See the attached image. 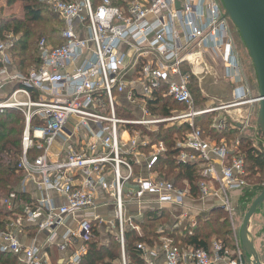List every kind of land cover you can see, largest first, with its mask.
I'll use <instances>...</instances> for the list:
<instances>
[{"label":"built area","instance_id":"obj_1","mask_svg":"<svg viewBox=\"0 0 264 264\" xmlns=\"http://www.w3.org/2000/svg\"><path fill=\"white\" fill-rule=\"evenodd\" d=\"M39 1L62 21V42L52 46L41 38L39 64L25 73L11 72L8 50L18 37L13 32L4 35L0 93L7 85L11 88L0 95V113L7 109L23 113L15 170L23 175L21 186L28 181L43 196L30 200L23 209L18 208L21 200L15 191L1 200L12 214L0 226V252L15 255L22 264H47L41 249L23 244L19 234L28 226L53 231L66 216L80 213L77 228L67 229L57 248L67 250L75 238L85 242L104 218L96 211V192L101 188L114 199L112 223L122 264H126L125 229L138 228L133 220L143 215L131 204L147 205L150 211H159L164 204L184 208L189 196L188 190L152 172L151 165L164 154L166 145L151 142L150 133L161 125L179 123L193 129L199 115L258 99L248 98L249 86L239 78L232 104L196 107L189 87L192 77L197 79L204 72L206 55H221L223 45L232 42L230 20L221 0H123L120 5L100 0L96 6L91 0ZM185 62L192 69H183ZM156 95L172 99L185 110H172L168 116L155 113ZM212 128L226 130V117H214ZM58 138L65 146L54 149ZM175 147L179 148L177 161L200 163V197H216L221 207L230 210L228 193L247 185L239 140L216 142L194 129L176 137ZM142 170L148 174L142 175ZM127 184L134 186L125 194ZM51 192L61 195L62 203L54 204ZM146 195L154 199H145ZM185 217L186 211L181 212L177 223ZM139 248L145 264H156L147 257L144 245ZM160 250L164 255L161 264H217L221 253H227L219 242L212 243V256L204 249L179 247L168 239L162 240ZM85 252L86 247L80 245L71 262L79 264ZM229 264L244 263L231 260Z\"/></svg>","mask_w":264,"mask_h":264},{"label":"trees","instance_id":"obj_2","mask_svg":"<svg viewBox=\"0 0 264 264\" xmlns=\"http://www.w3.org/2000/svg\"><path fill=\"white\" fill-rule=\"evenodd\" d=\"M112 1L114 4L120 5L123 0ZM91 2L93 6H96L100 0H91ZM15 4L21 9L23 16L19 17V15L13 14L0 18V40H3L4 35L9 32H13L18 37L14 45L9 48L8 54L13 62V69L25 73L31 67L39 64L37 46L41 38L37 40L36 48H34L31 42L32 37L35 34L45 33L46 37L42 38H45L50 45L57 46L62 42L60 27L63 23L55 13L48 11L46 4L39 0H6L7 6ZM189 87L194 96L196 107H202L198 106L204 102L201 99L198 81L195 77H192ZM156 99L158 108H154V112L162 116H168L172 110H185L184 106L168 97L156 95ZM214 116L215 113H208L195 117L193 129L189 128L186 123H179L168 126L161 125L157 131L150 133L151 142L163 141L166 145L164 154L154 160L152 171L157 173L159 178L171 181L176 188L188 190V197L196 198L199 196L198 183L202 178L200 163L177 161L176 156L179 148L175 147V138L198 129L203 137H210L216 142H232L238 139L248 172L247 185L238 190L240 191V208L244 207L243 204H248L249 207L264 188V150L253 146L250 137L243 135L240 128L228 118H226V130L216 131L212 128ZM23 127L24 116L21 111L7 109L0 113V226L12 214V211L3 205L1 200L8 197L12 191L16 192L19 200L26 198L25 193L16 190L22 174L15 170V164L21 153ZM256 127L258 128L257 123ZM259 133L262 134L260 131ZM246 209L244 212L247 211ZM170 212L171 210L168 209L146 210L141 218L133 220V225L140 228V233L130 226L125 229L124 248L127 264H143L139 244L145 243L160 248L161 238L168 239L179 247L204 249L210 254L213 239L219 241L223 249L239 250L241 248L239 228L228 212L216 208L205 218H197L194 226H187L182 231L171 230V226H169ZM85 245L87 253L82 264H118L121 257L120 243L115 238L109 237L102 241L98 230L93 228ZM0 264H18V259L11 253L0 252Z\"/></svg>","mask_w":264,"mask_h":264},{"label":"crops","instance_id":"obj_3","mask_svg":"<svg viewBox=\"0 0 264 264\" xmlns=\"http://www.w3.org/2000/svg\"><path fill=\"white\" fill-rule=\"evenodd\" d=\"M9 16L10 14L4 15V17H9ZM229 31H230V27H229ZM232 33L230 32L232 42L230 44L229 43L224 44L226 47V52L223 51V54L217 55L215 57H211L209 55L205 56V59L203 61L204 63H202L203 66L201 65L202 67H204V72L199 74L197 81H198V87L201 85L202 80H204L206 76H212L214 78H217L219 81L221 80L223 82L231 83L233 85V88L232 90L230 89V94L232 98L234 99L236 88L239 87L240 85L239 78L241 77L238 76L240 75L239 73L240 61H239V58L237 57L238 55L237 44L235 42L234 34L232 35ZM233 37H234V40H233ZM230 54L231 55L233 54L234 58H231ZM12 65H13V62H12ZM12 65L9 66V70L11 72H18L16 71V69H13ZM183 69L185 70L192 69V65L189 62L187 63L185 62L183 64ZM10 88H11V85H7L1 91L0 93L1 97L5 96L10 90ZM203 95L206 96L205 94ZM222 109H225V108L217 109L215 112H213L215 113L214 117H220V116L226 117L227 115L225 116L224 112H221L220 114L218 113ZM71 139L75 141L74 137H72ZM64 144H65L64 140L62 138H58L56 140V145L54 146V149H59L60 146L61 147L65 146ZM152 166L153 164L151 165V170H152ZM141 173L142 175H147L148 171L142 170ZM75 177H78V176L75 175ZM22 178H23V175H22ZM22 178L19 181L16 187V190L20 193L21 192L25 193L26 198H22L23 200H21V205L18 206L19 209H23L24 205L30 200L32 199L36 200L43 196L42 194H40L39 191L35 189L34 185L32 183H29L28 181L24 182L23 186H21L20 182H22ZM107 181L110 182L111 178H108ZM133 186H134L133 184L125 185L124 193L126 194L127 189ZM50 195L53 197L54 204L58 205L59 203H62L63 197H61V195H57L56 192H51ZM96 198L99 204L96 211L104 218L102 222L97 223L94 228L98 230V232L100 233V239L102 241L106 240L109 237H113L116 239V228L114 224L112 223L114 199L109 191H105L101 188H97ZM144 198L154 199V196L146 195ZM228 199L231 205L230 210H227L221 207L220 201L216 197L207 196L205 198H201L200 195L196 198L187 196L184 201V208L178 205L164 204L162 206V209L171 210L170 212L171 218L169 222V226H171L170 227L171 230L178 229L182 231L187 226H194L197 221V218H205L212 210L216 208H219L221 210L228 212L231 216L235 215L234 223L236 225L238 221L240 222L241 219L243 220V218H241V215L242 216L245 215L246 212H244V210L246 209V206L245 208L244 207L240 208L241 207L240 191L229 192ZM244 205L245 204H243V206ZM131 207H133L132 209H134V211H137L138 209H140L141 211L144 212L147 210L146 209L147 205H137V204L132 203ZM259 207L257 208L256 212L253 214V216L249 220L248 233H249V238L254 244V247L258 254L260 262L264 264V207L262 208H259ZM183 211H186L187 217H185L184 220H181L180 222L177 223L178 215ZM81 215L82 213L77 214L76 216H66L63 220V224L59 227H56L53 231L52 230L38 231L36 227L28 226L25 228V230H23L19 234L20 239L22 243L27 246L33 245L34 247L40 248L45 256L47 264H73L71 262V257L77 253L79 246L84 245L86 247L84 240H82L81 238H75L73 243L68 247V249L63 250V251L57 248V243L62 241V235L66 232L67 229L74 230L77 228V224H78V221ZM12 217H15V216H12ZM240 226L239 227L237 226V227L240 229ZM136 230L138 233L141 232L139 227L136 228ZM51 232H55L53 238H51ZM163 239L165 238H161V241ZM213 242H219V241L213 239L212 243ZM142 245H144L148 251L146 254L147 257L153 258L156 264H161L164 261V255L162 254L160 248L156 246L155 247L149 246L145 243H142ZM152 250L156 252L155 256H151L150 252ZM226 250H227V253L225 254L221 253V259L217 262V264H229L231 260H237V261L243 262L244 264H250L252 260L251 256L247 255L243 251L242 247L239 250H234V249H226ZM86 253H87V248H86V252L81 255V260L79 264H82L83 258L86 255ZM211 255L213 256L212 250H211ZM120 256L121 257L118 261V264H122L121 246H120ZM124 257H125L124 258L125 262L127 264L126 256H125V248H124ZM141 258L143 259L142 253H141ZM18 264H22V263L18 260ZM143 264H145L144 259H143ZM183 264H191V263L186 262Z\"/></svg>","mask_w":264,"mask_h":264},{"label":"rangeland","instance_id":"obj_4","mask_svg":"<svg viewBox=\"0 0 264 264\" xmlns=\"http://www.w3.org/2000/svg\"><path fill=\"white\" fill-rule=\"evenodd\" d=\"M49 12L50 9L48 8ZM19 15L20 17L23 16V12L19 8L17 4L12 6L6 5V0H0V18L4 15ZM1 20V19H0ZM229 27L230 32L232 35L234 34L235 42L237 44V50L240 61V77L247 81L249 90V97L248 98H254L258 94V87H257V81H256V75L254 71V67L252 64V61L249 57V54L247 52V49L237 31L235 26L232 24V22L229 21ZM236 30V31H235ZM42 37H46L45 33L42 34H35L31 42L36 48V42ZM233 37V40H234ZM223 51H226L225 45L223 46ZM200 95L202 96L201 99H203V104H200L198 106H222L225 104H232L234 99L232 98L230 94V89L232 90L233 85L231 83L219 81L217 78H214L212 76H206L204 80H202L201 85L198 87ZM204 92H202V91ZM205 94L206 96H204ZM226 107L225 109L220 110L218 113L224 112V115L226 118L230 119L232 122H234L241 130V133L243 135L249 136L252 142L253 146L259 147L260 149L264 150V136L259 133L258 128L256 127V120L258 115V109L259 104L258 102H248L240 105H234ZM227 112V113H226ZM217 113V114H218ZM248 208V204L244 205V208ZM264 207V203L261 204L259 208ZM207 214V213H206ZM241 214V213H240ZM257 214V213H256ZM255 214V215H256ZM234 216H232L234 220ZM242 218V215H241ZM242 222V219L240 222L238 221L236 223V226H240Z\"/></svg>","mask_w":264,"mask_h":264},{"label":"water","instance_id":"obj_5","mask_svg":"<svg viewBox=\"0 0 264 264\" xmlns=\"http://www.w3.org/2000/svg\"><path fill=\"white\" fill-rule=\"evenodd\" d=\"M225 17L237 29L253 63L257 78L259 109L257 126L264 135V0H221ZM264 202V188L250 203L239 229L243 251L251 256V264H262L249 238L248 224L257 208Z\"/></svg>","mask_w":264,"mask_h":264}]
</instances>
